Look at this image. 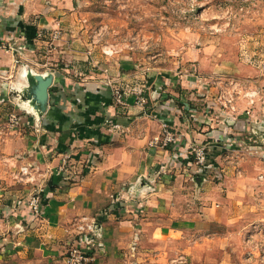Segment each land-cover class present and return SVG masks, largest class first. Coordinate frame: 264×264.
Returning <instances> with one entry per match:
<instances>
[{
    "label": "crops",
    "instance_id": "obj_1",
    "mask_svg": "<svg viewBox=\"0 0 264 264\" xmlns=\"http://www.w3.org/2000/svg\"><path fill=\"white\" fill-rule=\"evenodd\" d=\"M41 6L39 0H0V37L17 47L0 50V121L11 111L22 119L17 131L0 130V158L6 160L0 159V264H64L76 241L73 224L84 216L98 223L89 264H202L200 258L253 264L235 258L244 254L237 222L244 224L250 214L239 209L248 210L254 190L262 192L264 206V183L253 181L254 170L228 177L221 186L204 181L195 190L196 202L166 179L164 184L167 176L156 186L158 164L168 153L151 142L164 124L182 135L187 125L164 113L141 127L125 125L127 132L115 138L101 130L103 108L90 111L109 93L87 80L73 83L39 63L28 47L44 25L54 26L50 15L40 17ZM59 68L68 73V65ZM128 101L135 103L131 96ZM74 130L82 135L74 139ZM219 135L217 141L224 138ZM91 152L99 154L97 162L86 169ZM66 156L72 158L71 171L61 174ZM15 167L32 168L33 185L18 182ZM34 193L43 198L39 217L29 207Z\"/></svg>",
    "mask_w": 264,
    "mask_h": 264
},
{
    "label": "rangeland",
    "instance_id": "obj_2",
    "mask_svg": "<svg viewBox=\"0 0 264 264\" xmlns=\"http://www.w3.org/2000/svg\"><path fill=\"white\" fill-rule=\"evenodd\" d=\"M39 2L45 12L40 17L50 15L49 23L55 27L44 25L28 47L34 48L39 63L45 61V66L73 83L87 80L109 93V99L98 101L99 106L90 111L103 108L101 130L115 138L118 132H127L125 125L140 122L141 127L162 119L164 113L170 121L187 125V135H182L164 124L151 142L152 148L168 153L158 164L156 186L161 176H167L164 184L166 179L168 186L179 187L196 202V191L204 181L221 186L228 177L243 178L246 170H254L253 181L264 183V0ZM34 19L39 23L40 18ZM3 44L1 50L17 51L15 44ZM65 65L68 73L59 68ZM117 90L122 103L115 96ZM112 107L114 113L109 112ZM11 114L18 116V126H10ZM0 122L1 131L22 126L16 111ZM219 133L224 138L217 141ZM79 134L74 130V139ZM167 135L172 141L167 142ZM90 155L86 169L96 165L91 163L99 154ZM71 160L64 158L67 165L61 174L71 171ZM21 168L12 173L16 180L23 176ZM69 180L66 176L63 182ZM261 196V191H252L248 210L238 211L250 212L247 221H238L236 227L243 234L244 254L242 260L235 258L241 263L264 264Z\"/></svg>",
    "mask_w": 264,
    "mask_h": 264
},
{
    "label": "built area",
    "instance_id": "obj_3",
    "mask_svg": "<svg viewBox=\"0 0 264 264\" xmlns=\"http://www.w3.org/2000/svg\"><path fill=\"white\" fill-rule=\"evenodd\" d=\"M5 41L0 37V50L4 48ZM117 100L119 102L122 98V94L119 90L116 91ZM122 103V102H121ZM10 126H18L20 123L19 118L16 114H11L9 117ZM168 133V132H166ZM172 141V138L167 135V142ZM166 142V144H167ZM67 161H64L63 166L60 167L59 171L66 170ZM31 173V169L28 167H23L20 170V174H22V178L18 179L20 182H25L26 184H31L34 178L32 176H24ZM29 207L30 211L36 217L41 215L43 210V198L41 194L34 193L29 199ZM76 241L74 245L70 246L64 257L63 261L65 264H89L93 259L91 256V245L93 242V238L97 235L98 223L97 220L93 217H81V219H76L74 222Z\"/></svg>",
    "mask_w": 264,
    "mask_h": 264
},
{
    "label": "bare ground",
    "instance_id": "obj_4",
    "mask_svg": "<svg viewBox=\"0 0 264 264\" xmlns=\"http://www.w3.org/2000/svg\"><path fill=\"white\" fill-rule=\"evenodd\" d=\"M7 52H8V50H7Z\"/></svg>",
    "mask_w": 264,
    "mask_h": 264
}]
</instances>
